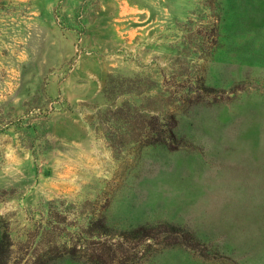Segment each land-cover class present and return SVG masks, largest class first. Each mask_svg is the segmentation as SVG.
I'll list each match as a JSON object with an SVG mask.
<instances>
[{
    "label": "rangeland",
    "instance_id": "obj_1",
    "mask_svg": "<svg viewBox=\"0 0 264 264\" xmlns=\"http://www.w3.org/2000/svg\"><path fill=\"white\" fill-rule=\"evenodd\" d=\"M3 257L264 264V0H0Z\"/></svg>",
    "mask_w": 264,
    "mask_h": 264
},
{
    "label": "trees",
    "instance_id": "obj_2",
    "mask_svg": "<svg viewBox=\"0 0 264 264\" xmlns=\"http://www.w3.org/2000/svg\"><path fill=\"white\" fill-rule=\"evenodd\" d=\"M167 123H165V125H163L162 130L158 131V136H162V140L158 141L161 144H167L169 142H172V140L175 137V132L172 129V127L170 126V121H166ZM8 263V258L7 257H3L2 259V264H7Z\"/></svg>",
    "mask_w": 264,
    "mask_h": 264
}]
</instances>
